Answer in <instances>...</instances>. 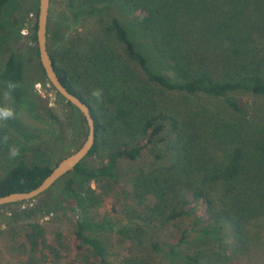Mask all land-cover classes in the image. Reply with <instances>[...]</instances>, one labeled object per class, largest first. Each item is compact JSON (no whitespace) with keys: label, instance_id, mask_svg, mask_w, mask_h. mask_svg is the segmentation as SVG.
Wrapping results in <instances>:
<instances>
[{"label":"trees","instance_id":"16d2710c","mask_svg":"<svg viewBox=\"0 0 264 264\" xmlns=\"http://www.w3.org/2000/svg\"><path fill=\"white\" fill-rule=\"evenodd\" d=\"M8 2L0 0V20ZM89 4L127 7L171 76L151 65L115 16L78 41L70 39L65 50L50 51L47 43L61 83L90 108L95 142L50 187L51 197L11 213L28 220L27 263L41 264L45 250L57 254L34 217L57 213L61 200H68L78 208L72 228L75 249H87L96 264H112L98 234L112 225L84 213L97 202L89 183L106 178L125 199L153 197L143 218L149 229L192 218L191 226L168 246L176 264H264V0H89ZM35 29L34 21L27 52L39 63ZM112 42L122 47L119 58ZM25 61L22 52L12 50L0 73L17 103L28 91ZM97 89L102 91L99 101L91 95ZM161 143H169V162L144 174L132 173L119 183L120 160H135ZM106 148V160L94 165L90 159ZM30 154L20 152L1 174L0 196L29 191L50 173L53 166ZM132 231L140 235L144 228L126 224L116 230L129 243L118 264H153L143 256L142 242L132 238ZM185 242L193 250H179ZM149 244L154 251L162 250V243L152 236Z\"/></svg>","mask_w":264,"mask_h":264},{"label":"rangeland","instance_id":"374dc122","mask_svg":"<svg viewBox=\"0 0 264 264\" xmlns=\"http://www.w3.org/2000/svg\"><path fill=\"white\" fill-rule=\"evenodd\" d=\"M37 3L38 0H9L0 20V73L12 50L22 52L26 59L24 86L28 90L22 101L17 103L9 88L0 80V108L11 109L14 113L12 118L0 120V176L17 157H10L12 149L19 153H31L36 161L54 166L61 158L75 151L84 139L85 128L80 112L69 106L66 100L48 85L36 58L27 52L31 45L28 39L29 29L36 19ZM101 6L89 4V0H51L46 31L50 51L65 50L70 39L78 41L80 37L87 36L88 31L99 28L110 16H115L127 27L133 41L147 55L151 65L171 76L170 69L155 54L131 11L120 4L105 8ZM111 46L116 58H119L123 54L121 45L112 42ZM94 73L100 76L98 71ZM118 86L120 84H115V87ZM168 144L161 143L149 148L135 160H120L119 183L124 184L132 173L144 174L162 163L169 162L171 151ZM106 154L107 148L101 149L99 155L90 160L96 165L101 160H106ZM89 185L93 191L92 197H95L97 202L87 206L84 213L91 220H104L112 225L113 229L98 233L106 244L107 258L112 264H118L128 253L129 243L125 240L127 238L116 232L126 224L131 227L143 226L142 234L138 235L132 231L130 235L142 242L140 249L144 257L153 264H176L178 259L168 255V246L179 239L183 229L191 226L192 218L179 219L159 229H149L143 223V218H147L149 214L148 207L152 206L153 197L133 201L125 199L119 189L106 178L93 180ZM52 194L53 190L50 189L33 200L0 208V264H28L25 258L27 254H24L28 220L13 217L11 213L30 207L35 202L51 197ZM60 205L62 210L57 209V213L52 211L34 217L44 228L48 244L55 245L57 250V254L53 255L45 250L46 260L41 264H96L87 249L79 251L74 247L72 228L78 217V208L73 201L68 200H61ZM151 236L162 243L161 251L151 249ZM178 249L191 251L193 246L185 242Z\"/></svg>","mask_w":264,"mask_h":264},{"label":"water","instance_id":"95a60500","mask_svg":"<svg viewBox=\"0 0 264 264\" xmlns=\"http://www.w3.org/2000/svg\"><path fill=\"white\" fill-rule=\"evenodd\" d=\"M51 0H38L36 14V47L39 63L49 86L81 113L86 126V136L80 146L72 153L61 158L50 173L33 189L25 192H11L0 196V205L33 200L50 188L60 177L73 169L90 151L95 142V125L89 106L74 95L61 83L47 50V18Z\"/></svg>","mask_w":264,"mask_h":264},{"label":"clouds","instance_id":"9594fccd","mask_svg":"<svg viewBox=\"0 0 264 264\" xmlns=\"http://www.w3.org/2000/svg\"><path fill=\"white\" fill-rule=\"evenodd\" d=\"M37 88H39V85H37ZM91 95L93 97H95L97 99V101H99L102 98V91L99 89L93 90ZM13 116H14V113L11 109L0 108V120H7L9 118H12ZM4 139L6 140L7 137H5ZM18 155H19V152L16 149L10 150V157L11 158H15Z\"/></svg>","mask_w":264,"mask_h":264}]
</instances>
